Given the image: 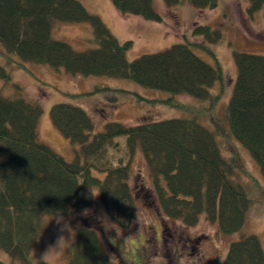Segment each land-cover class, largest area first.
Masks as SVG:
<instances>
[{
    "label": "trees",
    "instance_id": "trees-1",
    "mask_svg": "<svg viewBox=\"0 0 264 264\" xmlns=\"http://www.w3.org/2000/svg\"><path fill=\"white\" fill-rule=\"evenodd\" d=\"M247 1L251 12L264 5V0ZM111 2L123 16L163 21L153 0ZM164 2L171 8L180 0ZM189 2L198 10L218 6V0ZM75 24L92 27L96 48L78 52L52 38L56 26ZM210 33L204 28L194 31L196 36ZM215 42L218 38L211 40ZM0 43L4 82H10L8 68L13 64L127 80L169 94L168 99L152 103L186 116L135 127L109 122L96 132L94 120L83 108L56 105L50 111L52 125L75 148V160L67 162L40 142L42 107L26 100L20 87H15L12 98L0 95V250L11 260L44 264L32 261V254L47 221L70 218L91 207L96 193L111 222L129 229L137 217L130 184L132 159L141 150L164 218L194 227L205 215L223 236L241 234L230 245L224 264H264L260 240L243 234L251 201L241 184L248 171L239 151V146L249 151L264 177V56L234 54L237 81L222 115L223 90L214 95L212 89L218 83L224 87L223 71L208 47L187 41L129 62L131 43L120 45L100 18L76 0H0ZM192 47L213 54L216 65L204 62ZM85 95L102 96L112 105L135 96L103 87ZM177 96L191 97L204 106L184 105ZM66 264L114 262L97 229L86 226L79 229Z\"/></svg>",
    "mask_w": 264,
    "mask_h": 264
},
{
    "label": "rangeland",
    "instance_id": "rangeland-1",
    "mask_svg": "<svg viewBox=\"0 0 264 264\" xmlns=\"http://www.w3.org/2000/svg\"><path fill=\"white\" fill-rule=\"evenodd\" d=\"M91 15L97 16L116 38L120 45L131 43L126 54L129 62L143 56L169 50L174 45L190 43L203 44L219 62L224 78V87L216 84L212 94L222 91L219 103L220 114L224 115L237 81L235 53L264 56V5L257 12H251L247 0H218L214 10H198L189 0H180L177 6L169 8L164 0H153L154 10L162 22L149 21L141 17L121 15L111 0H76ZM250 12V13H248ZM197 28L210 30V35H194ZM55 41L66 43L78 52L97 47L91 26L84 24L56 26L52 33ZM218 42L211 43V40ZM0 43V54L3 51ZM196 56L214 66L215 59L199 48L192 47ZM17 62V60H15ZM5 60L0 55V66ZM10 82L0 80V95L12 98L15 87H20L26 100L38 103L43 110L39 122L40 142L54 150L67 162L75 160V148L52 125L51 109L59 104H70L83 108L92 117L96 132H101L109 122L135 127L147 122H161L182 119L186 116L175 109H167L152 102L171 97L167 93L145 90L137 84L106 77L86 78L71 76L64 71L57 72L50 67L28 64L8 68ZM95 87L110 88L133 93L132 99L117 105L107 103L102 96H86ZM73 95H81L73 98ZM144 100H138L137 96ZM184 105L200 107L202 103L187 96H177ZM211 128V127H209ZM212 129V128H211ZM121 142H124L122 140ZM248 177L241 180L251 201L244 235L256 236L264 250V177L260 167L249 151L239 146ZM225 153V150H224ZM136 206L134 222L129 229H122L111 222L95 194V201L70 218L47 221L45 230L33 251L32 261L44 262L43 257L51 249L46 264H66V254L77 239L81 227L97 229L114 264H224L230 245L241 238V234L223 236L217 224L209 223L202 216L194 227L169 221L159 209L152 179L141 150L132 159L130 181ZM258 185V187H257ZM65 225L72 231H62ZM64 238L58 245V241ZM58 245V246H57ZM0 261L4 264H19L0 250Z\"/></svg>",
    "mask_w": 264,
    "mask_h": 264
},
{
    "label": "clouds",
    "instance_id": "clouds-1",
    "mask_svg": "<svg viewBox=\"0 0 264 264\" xmlns=\"http://www.w3.org/2000/svg\"><path fill=\"white\" fill-rule=\"evenodd\" d=\"M56 220H57V223L58 224H60V223H63V221L59 218V217H57V218H55ZM69 231L70 233H71V231H72V229L69 227V226H67V225H65V227L64 228H62V231ZM62 240H64V238L62 237L59 241H58V245L60 244V242L62 241ZM57 245V246H58ZM52 250V249H51ZM51 250L48 252V253H46L45 255H44V257H43V260H44V264H46V257L48 256V254L51 252Z\"/></svg>",
    "mask_w": 264,
    "mask_h": 264
}]
</instances>
